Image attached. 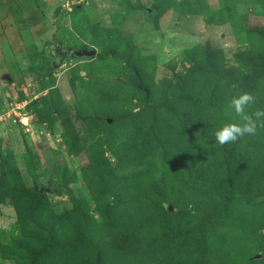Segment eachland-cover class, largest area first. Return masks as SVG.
<instances>
[{
  "label": "rangeland",
  "instance_id": "1",
  "mask_svg": "<svg viewBox=\"0 0 264 264\" xmlns=\"http://www.w3.org/2000/svg\"><path fill=\"white\" fill-rule=\"evenodd\" d=\"M244 92L264 0H0V264H264Z\"/></svg>",
  "mask_w": 264,
  "mask_h": 264
},
{
  "label": "clouds",
  "instance_id": "2",
  "mask_svg": "<svg viewBox=\"0 0 264 264\" xmlns=\"http://www.w3.org/2000/svg\"><path fill=\"white\" fill-rule=\"evenodd\" d=\"M235 87V85H234ZM255 103V97L248 92L233 97L231 106L234 108L236 115L240 118L241 123H230L224 125L215 132L216 140L219 144L224 145L236 141L239 137L246 134L255 135L259 126L264 127V110H257L253 114H248L245 109L248 105Z\"/></svg>",
  "mask_w": 264,
  "mask_h": 264
},
{
  "label": "water",
  "instance_id": "3",
  "mask_svg": "<svg viewBox=\"0 0 264 264\" xmlns=\"http://www.w3.org/2000/svg\"><path fill=\"white\" fill-rule=\"evenodd\" d=\"M96 53V50L93 48H79V49H73L71 50V54L75 55V56H94ZM9 78V77H8ZM44 190L42 189L41 192H43Z\"/></svg>",
  "mask_w": 264,
  "mask_h": 264
},
{
  "label": "trees",
  "instance_id": "4",
  "mask_svg": "<svg viewBox=\"0 0 264 264\" xmlns=\"http://www.w3.org/2000/svg\"><path fill=\"white\" fill-rule=\"evenodd\" d=\"M213 22H215V23H221V22H223V20L218 18V19L213 20ZM59 50L60 49H58V52H57V54H56L53 62L51 63V67L52 68L55 67V66H57L61 62V60L63 58V54L61 52H59ZM70 52H71V50H70Z\"/></svg>",
  "mask_w": 264,
  "mask_h": 264
}]
</instances>
